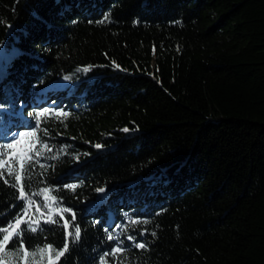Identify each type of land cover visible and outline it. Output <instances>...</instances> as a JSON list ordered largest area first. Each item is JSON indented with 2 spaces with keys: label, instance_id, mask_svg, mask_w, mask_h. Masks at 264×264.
<instances>
[{
  "label": "trees",
  "instance_id": "16d2710c",
  "mask_svg": "<svg viewBox=\"0 0 264 264\" xmlns=\"http://www.w3.org/2000/svg\"><path fill=\"white\" fill-rule=\"evenodd\" d=\"M0 47V144L36 133L9 151L41 211L0 264H264V0H0Z\"/></svg>",
  "mask_w": 264,
  "mask_h": 264
},
{
  "label": "snow or ice",
  "instance_id": "6c2138e0",
  "mask_svg": "<svg viewBox=\"0 0 264 264\" xmlns=\"http://www.w3.org/2000/svg\"><path fill=\"white\" fill-rule=\"evenodd\" d=\"M104 19L107 20L108 16L106 15ZM2 56H3V51H2V47H0V57ZM88 70H89L88 68L83 69V71L85 72H87ZM64 79L67 80L69 79V77L66 76L64 77ZM0 107H3V105H0ZM45 115H47V113L43 111L36 113L37 126L40 123L39 117H43ZM57 115H67V114L57 113ZM123 131L128 132L129 129L125 128L123 129ZM34 136H36L35 132L17 133L13 136L11 141L0 144V169H5V165L7 164L6 174L8 177H11V182L5 179V183H9L10 186L14 188L19 185V188H18L19 195L17 198L21 201L26 202L24 205H22L20 212H18L17 215L13 217L11 221H9L8 225L0 228V233H3V235L0 236V252H5V246L9 244V242L12 240L14 236L20 238L18 245H15L14 249L8 250V252L6 253V255L9 257L19 256L20 251H23L24 257H27L29 255L28 251L24 249L22 236L24 232L29 231V230L32 232H36L37 227H38V226L33 227V223H35V221L30 222V220L27 219L29 216V211L31 210L34 202L28 198L27 193L25 191V185L22 184V180L28 178L27 174L30 171V167H28L27 165H28V162L32 160V156H27V158H25V155L21 154L19 157L13 160V159H10V157H16L17 154L15 151H11V152L9 151V150L18 149L19 145L24 144L26 142V137H34ZM45 147H47V145H45ZM96 147L100 148L101 145H96ZM38 154L39 153H37V155ZM16 165H19V169H20L19 171L16 170V167H15ZM41 167H43V165H41ZM4 175H5V171H0V178H3ZM68 187L71 190H75L77 186L69 185ZM47 191L48 190L45 189V192ZM39 210H40L39 207H37L36 211H39ZM62 211L68 212L69 210L65 208ZM71 218H72V221L75 220L74 213L72 214ZM60 219L63 221V227L65 228V231L67 233V229L69 227V221L65 220L63 216H61ZM45 222L55 223L56 221H54L52 216L49 215L48 219ZM21 225H25V227L21 229L20 227ZM67 235L72 236L73 240L79 241L81 238L80 227L78 225H75L74 231L71 233H67ZM108 239L111 240L113 239V237L109 235ZM136 247L140 249H144L146 245L144 243H138L136 244ZM68 251H69V244L66 241L63 245V248L60 250H56L51 245L45 244L42 248L37 249L35 252H33L32 255L35 256L37 252L41 254H43L44 252H47L49 264H52L53 254H54V259L59 260ZM122 251L123 250L121 248L117 247L111 253H106L105 255L115 256L117 253H122ZM25 264H27V261L25 262ZM100 264H107V262L106 260L102 259Z\"/></svg>",
  "mask_w": 264,
  "mask_h": 264
},
{
  "label": "built area",
  "instance_id": "2783aa9c",
  "mask_svg": "<svg viewBox=\"0 0 264 264\" xmlns=\"http://www.w3.org/2000/svg\"><path fill=\"white\" fill-rule=\"evenodd\" d=\"M30 199V198H29ZM33 201V200H32ZM25 202V201H24ZM34 202V201H33ZM26 203V202H25ZM38 206L36 205V203L34 202L33 203V206H32V208H31V210L29 211V216H28V218L27 219H29L30 221H31V219H34L35 218V211H36V208H37ZM39 214H41V211L39 210V211H37Z\"/></svg>",
  "mask_w": 264,
  "mask_h": 264
},
{
  "label": "rangeland",
  "instance_id": "374dc122",
  "mask_svg": "<svg viewBox=\"0 0 264 264\" xmlns=\"http://www.w3.org/2000/svg\"><path fill=\"white\" fill-rule=\"evenodd\" d=\"M5 56H6V53L3 52V56L0 57V67H1L2 61H3V59L5 58ZM21 152H22V150H21ZM55 262H57V260H54V261L52 262V264H54Z\"/></svg>",
  "mask_w": 264,
  "mask_h": 264
}]
</instances>
